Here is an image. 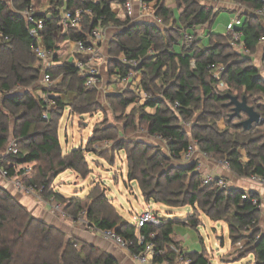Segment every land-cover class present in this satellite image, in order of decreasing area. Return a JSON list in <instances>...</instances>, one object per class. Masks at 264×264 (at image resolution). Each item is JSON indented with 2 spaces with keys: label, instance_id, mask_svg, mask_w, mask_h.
Wrapping results in <instances>:
<instances>
[{
  "label": "trees",
  "instance_id": "16d2710c",
  "mask_svg": "<svg viewBox=\"0 0 264 264\" xmlns=\"http://www.w3.org/2000/svg\"><path fill=\"white\" fill-rule=\"evenodd\" d=\"M210 1L174 0L179 11L177 24L172 8L158 0L154 15L162 23L170 21L172 25H177L178 30L173 35L169 29H161V26L153 22L133 21L123 8L125 0H0V154L6 150L10 135L16 138L18 148L16 155L0 156V165L9 170V175L15 173L16 165H30L31 171L22 178L23 183L40 189L41 196L45 198L52 196L69 217L76 219L80 212L85 211V219L91 225L111 229L127 240L135 241L134 225L122 218L98 186H93L83 198L65 197L51 189L55 177L67 169L83 178L90 171L85 151L81 147L62 153L57 130L65 106H69L71 113L83 114L98 107V101L94 89L85 88L84 79L74 65L58 56L66 53L70 41L82 39L100 19L101 25L112 24L118 28L108 47V68H118L120 72L129 69L119 61L122 55L127 59H141L135 69L142 74V91L151 97L140 106L141 109H153L152 113L144 112L141 119L147 123L149 135L157 133L165 139L167 151H163L160 146L137 140H120L115 133H111V130H115L113 127L95 128L89 144L113 140L112 151L124 150L127 179L137 183L146 202L153 200L167 206L189 205L203 211L212 220H224L229 225L233 243L240 240L237 234L241 230L248 231V252L254 255L256 264H264V234H259L258 229L254 228L256 223H251L256 222L259 209L250 200H242L243 189H221L213 183L204 185L203 176L196 170V164H177L171 161L178 158L179 153L190 143L181 121L191 117L195 110L203 106L210 113L207 116L199 115L198 124L191 129L199 149L226 162L229 169L239 177H264V78L259 74L257 66L246 55L239 58L234 53H224L231 39L228 34L208 32L206 44L199 38L193 39L188 47L179 43L180 37L183 38L182 33H178L179 29L183 28V32L204 24L210 27L217 11L202 4ZM45 2L49 8L43 13H37L34 18L43 19L41 43L53 49L56 52L55 60L60 62L48 67L47 72L52 77L56 72L61 75V82L57 86L59 93L53 91L58 94L54 98L55 106L49 109L47 118L42 116L45 103L33 94V91L40 88L35 83L41 76V66L31 52V23L21 14L28 6L39 7ZM233 2L245 5L252 11L264 6L261 0ZM113 4L119 7V11L113 9ZM61 7L70 10L90 9L91 13L84 14L81 29L62 30L58 25V9ZM257 18L254 13L242 14L239 30L242 32L244 50L248 53L255 50L264 36V26ZM164 34L166 40L163 41ZM176 45H180L178 51ZM150 48L157 52L152 57L147 55ZM210 64L224 66L218 78L211 75ZM19 86L25 90L17 91L15 88ZM222 87L225 89L222 90ZM231 90L240 92L241 96ZM62 92H73L75 95L66 103L62 99ZM227 94L236 96L238 100L245 97L247 104L261 115L263 121L249 129L238 126L242 120L241 115L245 114L229 119L232 105H227ZM114 96L108 94V97ZM119 101L123 106H128L134 102V98L124 97ZM174 102L179 103L176 109L172 107ZM21 110L22 113L17 114ZM223 117L226 118V127L221 131L217 121ZM240 149L245 151V156ZM104 153L102 151L99 155L103 156ZM9 162L14 165L10 166ZM248 194L250 198L258 197L254 191L248 190ZM106 208H109L108 212ZM178 223L197 228L198 219L190 214L183 219L162 220L159 226L147 224L140 228L144 235L151 232L156 234L153 243L165 252L157 260L174 262L179 255L171 249L174 246L183 251V256L191 259L190 264H209L204 250L188 253L172 240L171 236ZM142 248V244L135 242L130 251L136 253ZM0 264L117 262L109 253L88 242L67 237L61 229L33 215L8 190L0 186Z\"/></svg>",
  "mask_w": 264,
  "mask_h": 264
},
{
  "label": "rangeland",
  "instance_id": "374dc122",
  "mask_svg": "<svg viewBox=\"0 0 264 264\" xmlns=\"http://www.w3.org/2000/svg\"><path fill=\"white\" fill-rule=\"evenodd\" d=\"M157 2L158 0H153L149 3L148 9H146L144 15L140 17L142 20L148 22L154 21V18L156 17H154V11H156L155 8ZM159 2L172 8L173 18L176 20V23L179 24V11L175 6L174 0H159ZM202 4H205L207 8H211L212 10L217 11V14L213 22L210 24V27L206 24L198 25L192 29H188V32H191L194 35L193 39L199 38L201 39L203 44H206L208 32L214 34L227 33L226 27L228 22L232 18H236V16H238L239 10L233 8L230 9V6L232 7V5L227 6L225 2L217 0L202 2ZM243 6L245 14L253 13L251 8H247L245 5ZM48 8L49 5L47 2L39 7L38 5L35 6V9L37 11H46ZM113 9L115 11H119L116 4H113ZM258 22H260V18ZM160 26L161 29H169V31H171L173 35H175L178 30L177 25H172L170 21L168 23H162ZM182 30L183 28L179 29L178 33H183ZM105 31L106 40H108L106 41L107 52H105L104 50V52H102V55L106 59V57L108 58V47L111 46V41L117 34L118 28L117 26L110 27ZM169 31L168 33L171 34ZM164 40H166V34H164L163 36V41ZM181 42L182 37H180L179 43L181 44ZM212 42L214 43L215 40ZM159 43H161L160 40ZM190 44L191 43L186 44V47L190 46ZM228 45L229 48H225L224 53H234L237 57L239 56V58L242 57V55H246L251 59V63L253 65L259 66V60L264 50V42L258 43L252 53L246 52L238 45H231V39H229ZM175 49L178 51L180 49V45H176ZM155 53L157 52L154 51L153 48H150L147 55L149 57H152ZM68 56L69 52L67 49L66 53H61L59 58L61 60H66L68 59ZM113 68L114 67L110 68V66L108 68L106 61L101 71V81L95 88H93L96 94V99L98 101V107H94L90 112L78 114L71 113L70 108L67 105L64 107L62 116L58 123L57 136L62 153H68L71 150L80 147L84 149L88 167L90 169L89 173L86 177L83 178L74 171L67 169L55 177L52 182L51 189H54L57 193L65 197L83 198L88 194L89 190L93 186H98L102 190V192L105 193L107 199L111 202V204L116 207L118 213L122 216V218L132 225H134L137 220V215L143 209H149L152 211L156 210L155 212L162 220L183 219L187 215L193 214L198 219L197 228H194L190 225L178 223L175 226L176 228H178V231L175 232V237L180 241L179 243L175 242L176 244H179L183 248H186L188 253H200L204 250L209 264H256L254 255L248 252L247 245L250 242V235L248 236V231L243 229L237 234L241 237L239 241L244 242V245L242 247H236V243H233L232 239L230 238L228 229L229 225L226 221L212 220L203 211L199 209L195 210L189 205L167 206L153 200L146 202L138 188L137 183L135 181H129L127 179V163L124 150L112 151V147H114L113 140H101L99 142L89 144V140L92 137L95 128L113 127L115 128V130H111V133H115L120 140H137L154 146H160L163 151H167L164 144L151 138V135H149L146 130L147 123L141 119V116L144 112L152 113L153 109H141L142 107L140 106L141 104L139 101V92L131 91L132 93H126V91L130 90L123 89L118 85L114 73L115 69ZM260 75L263 76L261 72ZM139 76V79H142L141 72L139 73ZM53 79L55 82L53 84L52 90L59 93L57 86L61 82V75L56 72ZM28 88L32 89V87ZM15 89H17V91L25 90L20 86L16 87ZM221 89L224 90L225 88L222 87ZM231 91L234 94H238L239 96H241L240 92L236 90ZM62 93L63 100L66 103H69L75 95V93L73 92H68L65 94L64 92ZM33 94L36 97L40 98L38 90L33 91ZM108 94H114L116 96L108 97ZM124 97H133L134 102L129 104L128 106H123L119 100ZM20 113H22V110L17 112V114ZM209 113L210 112H208L206 108L200 106L199 110H195L191 117H189L188 119H183L180 123L183 129L187 131L190 142L195 144L197 151L204 152L199 149L197 142L195 141V139H193L191 129L192 126L198 124L197 118L199 115L203 114L204 116H207V114ZM241 118L242 120H244L246 119V116L241 115ZM12 121H14V118L12 119ZM132 121L134 123L132 125H129ZM217 127L221 131L225 129V117L220 118L217 121ZM15 139V137L10 135L8 144ZM102 151H105V153L103 156H100L99 154ZM240 151L245 156V151L243 149H240ZM208 156V159H212L219 164L220 162H223L212 154H209ZM171 161L172 163L184 164L178 159H171ZM231 186L234 187L233 185ZM42 199L48 200V198H45L43 196ZM47 208L50 207L47 206ZM60 208L62 210L61 205ZM105 210H107L108 212L109 208H106ZM64 214L67 218L68 215L65 212ZM254 228L258 229L259 234H264V222L262 221L260 214L257 216L256 225ZM74 243H76L77 245L80 244L75 241Z\"/></svg>",
  "mask_w": 264,
  "mask_h": 264
},
{
  "label": "built area",
  "instance_id": "2783aa9c",
  "mask_svg": "<svg viewBox=\"0 0 264 264\" xmlns=\"http://www.w3.org/2000/svg\"><path fill=\"white\" fill-rule=\"evenodd\" d=\"M221 2L228 3L229 5L236 6L238 11V16L236 18H232L226 27L227 33L231 37V45H238L240 48H243L242 44V32L239 30V27L242 25V14H244L243 5L237 4L233 2V0H217ZM264 3V0H261ZM151 1L147 0H125L124 2V10L126 14L134 21L136 19L134 13V5L138 4V15L142 16L141 13H145V10L148 9V5ZM239 5V6H238ZM119 10V7H117ZM59 17H58V25L62 30H79L83 26V16L84 14H90V9H66L65 7H61L58 9ZM44 11H37L33 5L28 6L21 14L24 16L27 22L31 23L29 27V34L33 39V43L31 46V52L38 59L41 66V76L39 80L35 83V86H39L38 89L40 99L45 103L46 108L42 112V116L47 118L49 109L54 108L55 100L54 98L57 96L56 93L53 92V84L54 79L52 75L47 72L48 67L59 64V61L55 60L56 52L53 49L46 48L41 43L40 33L43 30L44 21L43 19H35L34 16L38 13H43ZM254 14L260 18L261 24L264 26V6L260 9H256L253 11ZM155 17V15H154ZM153 23L157 25L162 24V20L159 17H155ZM110 27H115L112 24L106 25ZM198 26V25H197ZM105 26L101 25L100 19L98 20V24L91 29L90 32L85 34L82 39L72 40L68 43V52L69 62H71L74 67L78 70L79 75L84 79V86L86 89H93L97 86L101 81L102 76V65L105 64L107 59L103 57L102 52L100 50L102 38L105 35ZM194 28V27H193ZM182 44H189L193 40V34L188 31H183L182 33ZM264 41V36L260 39V43ZM60 56V55H59ZM58 56V57H59ZM119 61L130 67L124 72H120L118 68L115 69V77L117 79L118 85L123 89L130 90L132 92H139V101H145L147 98L151 96L147 93H144L141 89V79H139V71L135 69L141 63V59H127L125 56H120ZM210 73L213 77L218 78L220 73L224 70V66L222 64H210ZM259 74H263L264 78V50L259 60V66H257ZM173 109L179 107L178 102H174L172 104ZM151 138L161 142L165 145V139L160 134H153ZM18 153L17 142L16 140L11 141L8 145L4 153H1L0 156H9L16 155ZM208 154L206 152L197 151L195 144L190 142L188 146L179 153L178 159L182 163H194L196 164V170H201L202 168V159H208ZM174 159V158H173ZM223 165L228 167L226 162H221ZM10 166L14 165L13 162L8 163ZM15 173L13 175H9V170L0 165V178L12 184L17 190L22 191V193L26 195H31L37 200H43L40 189H36L33 186H28L23 183L22 178L28 175L31 171L30 165H16L14 166ZM229 168V167H228ZM22 170V172H20ZM248 180L252 183H255L261 187H264V177L259 175H251ZM202 183L204 185L213 183L216 187L221 189H230L234 188L231 184L227 183L224 178L220 176H212L209 174L203 175ZM260 196V197H259ZM51 201H49V205L51 206L53 211L59 212L61 215H65L61 210L59 203L53 202V197H50ZM242 200H250L253 205H255L259 209L260 217L264 222V195H259L258 197L250 198L247 190H243L241 194ZM49 199V198H48ZM45 201V200H44ZM85 211L79 213L77 218H80L87 229L100 233L105 239L112 241L120 248L128 250L132 256V258L137 261L139 264H190L191 259L183 256V251L171 246V249L179 254L174 262H170L166 259L158 261L157 259L162 257L165 252L156 247L153 243V240L156 238V234L151 232L148 235H144L140 232V228L151 224L154 226H159L162 223V219L158 216L155 211L149 209H143L138 215L137 220L134 223V227L136 230L135 241H129L120 234L115 233L111 229H101L97 228L84 218ZM251 223H256L252 221ZM142 244L143 248L140 252H132L130 251V247L135 244ZM244 242H237L236 247H242Z\"/></svg>",
  "mask_w": 264,
  "mask_h": 264
},
{
  "label": "crops",
  "instance_id": "0c3cea01",
  "mask_svg": "<svg viewBox=\"0 0 264 264\" xmlns=\"http://www.w3.org/2000/svg\"><path fill=\"white\" fill-rule=\"evenodd\" d=\"M225 4L229 6L228 3ZM231 8L237 9L236 6H232V7L230 6V9ZM134 13L137 21H144L140 18L143 16V13H141L142 16L140 17L138 15V4L134 5ZM107 28L110 27L108 26L104 27L105 30H107ZM106 41L108 40H106V35H104L100 46L101 52H104V50L105 52H107ZM106 59L108 58L106 57ZM103 66L104 64L102 65V67ZM56 95L58 96L57 93ZM62 99H63V95H62ZM142 103L143 102L140 100V104ZM199 171L203 175L209 174L212 176H221L225 179L227 183L233 185L235 188H239L247 191L250 190L258 193L259 195L262 196L264 195V187H261L255 183L250 182L246 177H239L235 175L228 167L223 165L221 162L219 164L218 162L212 159H202V168ZM0 186L8 190L21 204L25 205L33 215L61 229L63 232H65L67 237H73V238L76 237L75 239H77L79 242H81V240L86 241L89 244H92L95 247L109 253L111 256H113L116 259L117 264H139L137 261H135L132 258L128 250L122 249L112 241L105 239L100 233L87 229V227L80 218L72 219L69 216H67L66 218L65 215L63 216L59 212L53 211L51 206L49 205V201H51L50 200L51 198L45 201L37 200L31 195H26L22 193V191L17 190L15 187L12 186L11 183L5 181L2 178H0ZM47 206H49L50 208H47ZM176 231H178V228L175 227L171 238L174 242L179 243L180 240H178L175 237ZM178 246L182 250L187 252L186 248H183L179 244Z\"/></svg>",
  "mask_w": 264,
  "mask_h": 264
},
{
  "label": "water",
  "instance_id": "95a60500",
  "mask_svg": "<svg viewBox=\"0 0 264 264\" xmlns=\"http://www.w3.org/2000/svg\"><path fill=\"white\" fill-rule=\"evenodd\" d=\"M227 97L229 98L227 105H232V113L229 117L230 120L234 117H239L241 113L246 115V119L238 123V126H241L244 129H249L253 125L263 121L261 115L253 107L247 104L245 97H243L242 100H238L236 96H231L229 94H227Z\"/></svg>",
  "mask_w": 264,
  "mask_h": 264
}]
</instances>
